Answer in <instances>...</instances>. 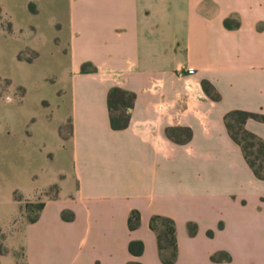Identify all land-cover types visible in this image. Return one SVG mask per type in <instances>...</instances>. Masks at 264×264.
I'll list each match as a JSON object with an SVG mask.
<instances>
[{
  "label": "crops",
  "instance_id": "1",
  "mask_svg": "<svg viewBox=\"0 0 264 264\" xmlns=\"http://www.w3.org/2000/svg\"><path fill=\"white\" fill-rule=\"evenodd\" d=\"M1 21L38 35L15 51L44 66L40 108L5 157L3 197L43 204L23 226L28 264H163L153 215L174 221L172 264H264V179L224 119L264 116V0H0ZM113 87L133 93L119 129ZM244 128L264 140V120Z\"/></svg>",
  "mask_w": 264,
  "mask_h": 264
},
{
  "label": "rangeland",
  "instance_id": "2",
  "mask_svg": "<svg viewBox=\"0 0 264 264\" xmlns=\"http://www.w3.org/2000/svg\"><path fill=\"white\" fill-rule=\"evenodd\" d=\"M9 25V24H8ZM5 21L0 25V264H27L23 254L22 230L24 224L37 214V199H23L14 194L17 205L5 199L6 148L13 128L25 125L28 118L39 110V97L44 92L40 77L43 75V60L35 50L22 48L15 51L17 40L36 39L38 35L22 32L15 38L10 35ZM121 110V109H120ZM121 111H115L120 114ZM233 133L244 135L238 128V118L229 119ZM258 146L248 148L249 159L256 165L261 158ZM262 155H264L262 153ZM18 206V207H17Z\"/></svg>",
  "mask_w": 264,
  "mask_h": 264
},
{
  "label": "trees",
  "instance_id": "3",
  "mask_svg": "<svg viewBox=\"0 0 264 264\" xmlns=\"http://www.w3.org/2000/svg\"><path fill=\"white\" fill-rule=\"evenodd\" d=\"M225 24L228 25V20H225ZM84 68L85 66L83 65L82 69ZM205 89L208 91L206 85ZM132 100L133 93H130L118 87H113L109 90L107 101L110 110V125L112 128L119 129L127 125L129 115L126 112V109L131 106ZM115 111H121V113L115 114ZM234 116H237L238 128L244 135V138L242 139L239 138L236 133H233L232 128L229 124V119L233 118ZM248 118H257L260 120H264V116L258 115L256 113L243 110H232L229 111L224 117L225 125L231 138L241 146L245 159L249 166L252 168L254 175L259 179H264V157L257 158L260 163L256 165L255 161L249 159V154L247 152L249 147L257 145L259 148L258 153L261 154V156H264L262 155V153L264 154V140L244 128V122ZM42 205V202L38 203L37 214L29 221H33L37 218L38 212L42 208ZM138 224L139 213L138 211L133 210L129 214L127 225L130 229H134L138 226ZM149 227L156 234L157 249L161 262L163 264H172L177 256V243L174 221L167 216L153 215L149 220ZM188 232L191 235L196 232V225L194 223L188 224ZM128 250L132 254L139 255L143 250V243L140 240H132L128 244ZM228 258L229 256L223 252H218L211 256L212 260H223ZM128 264L140 263L129 262Z\"/></svg>",
  "mask_w": 264,
  "mask_h": 264
},
{
  "label": "built area",
  "instance_id": "4",
  "mask_svg": "<svg viewBox=\"0 0 264 264\" xmlns=\"http://www.w3.org/2000/svg\"><path fill=\"white\" fill-rule=\"evenodd\" d=\"M188 71H189V72H191V71H192V69H188Z\"/></svg>",
  "mask_w": 264,
  "mask_h": 264
}]
</instances>
